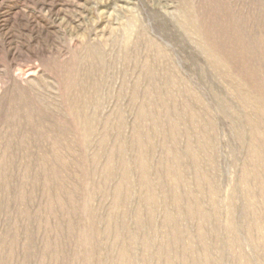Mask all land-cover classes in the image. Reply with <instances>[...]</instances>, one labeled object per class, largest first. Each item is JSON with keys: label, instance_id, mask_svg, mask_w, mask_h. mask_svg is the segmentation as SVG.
I'll return each instance as SVG.
<instances>
[{"label": "rangeland", "instance_id": "obj_1", "mask_svg": "<svg viewBox=\"0 0 264 264\" xmlns=\"http://www.w3.org/2000/svg\"><path fill=\"white\" fill-rule=\"evenodd\" d=\"M0 264H264V0H0Z\"/></svg>", "mask_w": 264, "mask_h": 264}]
</instances>
